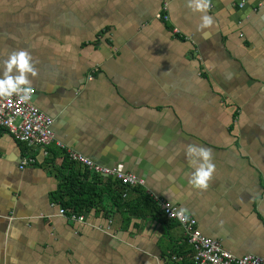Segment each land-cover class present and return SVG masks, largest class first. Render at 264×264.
I'll list each match as a JSON object with an SVG mask.
<instances>
[{
  "label": "crops",
  "instance_id": "0c3cea01",
  "mask_svg": "<svg viewBox=\"0 0 264 264\" xmlns=\"http://www.w3.org/2000/svg\"><path fill=\"white\" fill-rule=\"evenodd\" d=\"M162 1L0 0V78L27 50L54 140L120 163L143 181L133 189L183 209L231 254L264 256V0H210L206 13L168 0L167 21L154 17ZM190 145L211 150L207 189L189 183ZM22 151L1 127L0 264H189L180 226L156 205L135 215L132 189L111 203L104 178L83 220L58 215L53 191L81 168L51 144L19 169Z\"/></svg>",
  "mask_w": 264,
  "mask_h": 264
},
{
  "label": "built area",
  "instance_id": "2783aa9c",
  "mask_svg": "<svg viewBox=\"0 0 264 264\" xmlns=\"http://www.w3.org/2000/svg\"><path fill=\"white\" fill-rule=\"evenodd\" d=\"M168 0H163L161 10L154 17L167 21L166 13ZM176 32V29H172ZM90 78V76H89ZM33 92L26 100L13 94L10 97H0V128H4L15 140L21 142L23 151L18 158L19 169L36 162L34 153H40L43 157L47 155V147L53 144L56 149L63 151L69 162L77 164L80 168L88 170L92 174L108 177L117 181L125 188L140 187L143 181L133 173L123 169L120 163L112 166H104L92 161L89 157L82 155L60 141L53 139L51 124L53 119L37 108L31 100ZM35 151V152H34ZM124 194H122V197ZM160 213L165 219L175 221L181 228L183 243L187 249V259L191 264H264V256L253 254L233 255L220 246L218 239L205 236L197 227L196 220L183 213L185 219L178 216L180 209L167 200L153 197ZM57 214L73 221H81L84 216L61 208L58 203ZM182 256L179 254H168L166 261L173 264L180 263Z\"/></svg>",
  "mask_w": 264,
  "mask_h": 264
},
{
  "label": "clouds",
  "instance_id": "9594fccd",
  "mask_svg": "<svg viewBox=\"0 0 264 264\" xmlns=\"http://www.w3.org/2000/svg\"><path fill=\"white\" fill-rule=\"evenodd\" d=\"M188 7L193 11L204 12L210 7V0H189ZM212 24V18L206 14L202 17L200 28H207ZM37 69L32 63V56L27 50L13 51L7 60L3 61V75L0 78V97H10L13 94L22 100L30 97L34 89L31 87L29 75L37 76ZM190 165L195 169L189 183L198 189H207L208 181L215 172L210 149L190 145L186 152ZM184 210L178 213L179 218L185 219Z\"/></svg>",
  "mask_w": 264,
  "mask_h": 264
},
{
  "label": "trees",
  "instance_id": "16d2710c",
  "mask_svg": "<svg viewBox=\"0 0 264 264\" xmlns=\"http://www.w3.org/2000/svg\"><path fill=\"white\" fill-rule=\"evenodd\" d=\"M101 178H104L106 181L108 180L106 184L109 186L108 189H111V192L113 193L109 197L111 203L118 206H126L127 202L122 200L121 193L127 190V188L117 181L111 180L108 177H101L97 174H92L88 170L82 168L81 171L78 169L72 170L71 168H68L67 173L61 177L60 182L57 183L53 191L56 203L67 211L76 214L83 213L88 207L99 204L102 199V195L105 194L102 189L99 190L97 187V183ZM118 188L121 189L118 190ZM130 189L136 193V210L133 211V213L137 216L144 217L148 214L147 212H143L144 209L148 207V209L151 210L156 204H153L154 201L144 193H141L133 188ZM119 200L121 201L119 202ZM151 200L153 202H151ZM183 242L184 241H182L179 245H185ZM172 251H174V253H180L182 251L181 246H177L176 249ZM181 264H185V262Z\"/></svg>",
  "mask_w": 264,
  "mask_h": 264
}]
</instances>
